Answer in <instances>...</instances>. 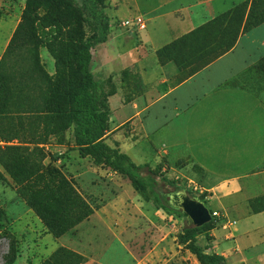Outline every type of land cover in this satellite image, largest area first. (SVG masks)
Returning <instances> with one entry per match:
<instances>
[{"label":"rangeland","instance_id":"374dc122","mask_svg":"<svg viewBox=\"0 0 264 264\" xmlns=\"http://www.w3.org/2000/svg\"><path fill=\"white\" fill-rule=\"evenodd\" d=\"M4 1L6 7L0 9V73L6 79L0 90V264H200L179 242L189 224L182 211H168L162 218L151 193L137 191L128 178L91 155L84 156L77 147L67 118L69 94L80 78L63 49L66 24L56 28L42 19L24 23L8 51L7 40L17 14L22 20L27 0ZM92 1L87 4L99 18L92 23L108 25L107 41L92 50V72L106 95L102 109L110 116L105 143L168 178L173 184L163 187V198L171 204L170 195L184 191L189 181L171 171L165 157L168 146L180 144L184 137V102L166 101L169 83L156 70L173 63V57H189L184 69L176 65V83L199 72L197 66L212 57L208 36L205 49L179 45L173 54L166 52L168 59L161 57L160 51L178 38L157 50L151 64L152 51H145L139 40L142 30L123 26L138 18L147 26V19L119 13L122 0H95V5ZM84 2L75 0L80 7ZM49 9L43 7L40 18ZM255 11L257 19L264 16V0H259ZM73 24L86 37L98 30L91 24ZM202 53L205 58L199 60ZM194 61L199 63L191 64ZM255 87L263 89L264 98V77ZM175 150L177 155L187 153L184 147ZM206 206L220 218L212 240L208 243L200 237L198 245L206 253L223 256L224 264H264V243L244 250L238 244L236 218L216 202ZM263 211L253 208L249 213Z\"/></svg>","mask_w":264,"mask_h":264},{"label":"crops","instance_id":"0c3cea01","mask_svg":"<svg viewBox=\"0 0 264 264\" xmlns=\"http://www.w3.org/2000/svg\"><path fill=\"white\" fill-rule=\"evenodd\" d=\"M244 1L122 0L119 13L147 19L139 40L145 51H152L150 63L155 64L157 50ZM20 21L17 14L5 49ZM156 71L169 83L166 101L184 102V137L168 146L165 156L170 170L197 184L201 180L209 195L205 201L218 203L236 218L238 244L244 250L258 248L264 243V211L249 210L264 209V98L263 89L255 87L264 77V23L242 32L230 52L180 84L174 62ZM176 146L187 153L175 154ZM182 192L195 197L186 189Z\"/></svg>","mask_w":264,"mask_h":264},{"label":"trees","instance_id":"16d2710c","mask_svg":"<svg viewBox=\"0 0 264 264\" xmlns=\"http://www.w3.org/2000/svg\"><path fill=\"white\" fill-rule=\"evenodd\" d=\"M94 1H92L93 5H95ZM258 4L259 0H252L251 2L247 0L237 5L230 11L217 16L215 19L165 47L160 51L161 57L168 59V53L166 52L173 54V50L179 45H186V48L198 46V48L205 49L206 46L203 43H205V38L208 36L209 51L212 57L197 66L200 70L207 67L216 59L230 52L235 47L242 32L250 31L264 23V16L258 19L255 16V9ZM45 6H49L50 9L40 18V10ZM91 8L87 4V0H85L83 7L78 6L75 0H27L21 23L12 38L17 36L24 23L31 24L33 21L42 19L56 28L66 24L68 31L66 33L67 41L64 43L63 49L71 57L80 78L79 86L72 88L69 94L71 109L67 118V125L73 127L77 147H79L84 156L91 155L105 167L128 178L137 191L151 193L152 200L157 207V213L166 219L168 211L173 213L181 212L173 205L166 203L163 198V187L171 186L173 183L163 174L158 176L149 165H137L130 156L119 150L112 149L105 143L110 116L107 111L102 109L106 95L102 84L95 80L92 72V50L97 45L107 41L108 25L103 22H98V26L94 25L92 21L99 18H96V11H92ZM73 23L79 26L81 24L85 26L91 24L97 27L98 30L90 37H86L84 32L74 29ZM10 43L7 48L8 51L13 45L12 41ZM198 55L199 60L205 58L203 53ZM187 59L173 57L172 61L176 63L179 69H184ZM198 63L199 61L191 62L193 65ZM3 81H6V79L0 73V90L5 86L2 84ZM1 94L3 95V92ZM204 198L205 196H201L199 200L207 205V201ZM261 202L262 204L264 203V197ZM213 212L211 211L212 214ZM218 221L214 217L210 223L202 227H195L189 223L185 226L183 234L180 236V244L184 245L195 255L200 264L225 263L223 256L215 252L206 253V249L198 245L200 237H204L208 243L212 240L211 232ZM209 249H211L210 246H208L207 250Z\"/></svg>","mask_w":264,"mask_h":264},{"label":"water","instance_id":"95a60500","mask_svg":"<svg viewBox=\"0 0 264 264\" xmlns=\"http://www.w3.org/2000/svg\"><path fill=\"white\" fill-rule=\"evenodd\" d=\"M174 207L181 210L188 223L195 227H202L213 220L209 208L198 198L181 192L172 197Z\"/></svg>","mask_w":264,"mask_h":264},{"label":"built area","instance_id":"2783aa9c","mask_svg":"<svg viewBox=\"0 0 264 264\" xmlns=\"http://www.w3.org/2000/svg\"><path fill=\"white\" fill-rule=\"evenodd\" d=\"M123 26L125 27H131L134 28L136 27L139 30H145L146 29V23L145 21H143L142 18H138L136 20H132V21H126L123 23ZM186 190L189 194L195 196L196 198H199L201 196H205V200H208L209 195L208 192L206 190H204L203 187H201L199 184H197L196 182H194L193 180H189L186 184ZM213 218H220V214L218 212H213L212 214ZM235 223H233L234 225Z\"/></svg>","mask_w":264,"mask_h":264},{"label":"flooded vegetation","instance_id":"af4514ba","mask_svg":"<svg viewBox=\"0 0 264 264\" xmlns=\"http://www.w3.org/2000/svg\"><path fill=\"white\" fill-rule=\"evenodd\" d=\"M176 194H178V193H175V194H171V195H170L171 205H173V206H174V204H173V203H174V200H173L172 197L175 196ZM180 211H181V210H180Z\"/></svg>","mask_w":264,"mask_h":264}]
</instances>
